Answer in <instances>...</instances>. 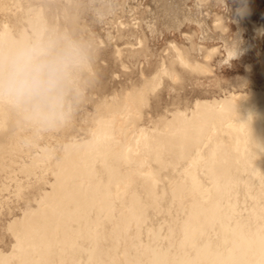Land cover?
Returning a JSON list of instances; mask_svg holds the SVG:
<instances>
[{"label": "bare ground", "instance_id": "obj_1", "mask_svg": "<svg viewBox=\"0 0 264 264\" xmlns=\"http://www.w3.org/2000/svg\"><path fill=\"white\" fill-rule=\"evenodd\" d=\"M78 2L0 0V52L42 39L73 52L71 62L86 53L92 64L83 61L81 75L95 80L78 109L83 96L69 64L63 115L49 124L0 99V170L24 177L13 178L15 194L34 192L6 207L0 264H264V59L261 84L249 82L245 93L171 102L158 112L152 99L167 80L186 69L211 75L217 47L192 45L185 33L186 51L168 42L153 71L146 56L126 71L117 51L118 77L129 85L107 94L93 64L112 34L105 49L86 52L74 37ZM257 25L264 32V19ZM237 45L225 47V61L248 53Z\"/></svg>", "mask_w": 264, "mask_h": 264}, {"label": "rangeland", "instance_id": "obj_2", "mask_svg": "<svg viewBox=\"0 0 264 264\" xmlns=\"http://www.w3.org/2000/svg\"><path fill=\"white\" fill-rule=\"evenodd\" d=\"M6 1L11 5V0ZM78 1L81 12L78 16L77 33L74 37L77 39L82 37L87 46L86 52H97L105 49L103 45L107 41H111L109 42V49L101 59L93 64L106 87L107 94L112 91H119L120 85L123 86L124 84L121 83L124 81L129 85L126 76L118 77V74H121V67L116 61H113L115 57L113 55H117V51L121 54L118 58L122 56L125 65L129 66L126 71L130 70L132 66L140 65L141 62L144 63L146 59L144 56L154 59H152L153 61L150 60L148 66V69L153 71L157 59L164 56V49L167 48L168 42H177L182 47L184 46V50L186 49L183 37L185 33L191 35L192 45L196 43V45L205 48L217 47V54L215 53L211 59L212 62L210 61L211 72L214 74L209 75L207 72H197V74L196 71L186 69L182 73L183 78L176 77L174 81L168 79L165 83L166 89L163 87L158 93V95L161 93L158 96L160 101H155L157 96L152 99L153 104L155 103L158 107V112L169 107L171 102L179 103L178 105L183 107L184 104H190L195 98L220 96L224 91L245 93L249 86L253 85L249 82L253 81L257 84L262 82L259 62L261 58L264 59V32L259 29L257 24L264 19V0ZM61 6L58 5L57 9L60 8L61 10ZM43 11L46 15L48 10L44 7ZM54 11L49 16L53 17L55 23L59 22L60 26H63L61 18H58L59 21L54 16ZM244 11L249 12L250 20L247 19L248 15L245 20L243 19ZM83 24L84 28L81 26ZM80 27H82V31H80ZM107 30L112 34L111 38L114 39V42L111 38L107 39ZM116 36L118 37L116 38ZM234 43H238L237 46L241 49L248 50V53L246 51L240 60L232 58L230 61H225L224 58L227 54L225 47L231 48ZM140 49L143 50L141 53L136 52ZM203 50L205 52L207 49L203 48ZM188 56L191 59L195 57L191 52ZM83 57L86 59L80 58L81 61L70 63L74 69L77 68L78 77L74 81L79 84L83 96L82 99L80 98V105L77 108H82L87 104L86 97L90 95V85L95 81L93 76L81 75L83 61L92 64V59L86 56V53L83 54ZM198 61L205 64L202 59H198ZM126 73L129 74V72ZM177 73L181 74V71L178 70ZM180 74L179 77H181ZM130 75L133 80H136L138 77L137 69ZM172 86L173 88H171ZM40 142H43V139H40ZM47 145L55 144L50 140ZM14 173L11 175L6 170H0V223L8 219L7 206L13 207L21 204L34 193L29 187H23L20 188L19 195L15 194L16 188L13 178L24 180V177L17 170ZM1 184L6 185L1 187ZM3 235V229H0V236L3 237ZM4 236L7 237V235ZM7 242L8 239L6 238L4 245H2L4 249L7 248Z\"/></svg>", "mask_w": 264, "mask_h": 264}, {"label": "clouds", "instance_id": "obj_3", "mask_svg": "<svg viewBox=\"0 0 264 264\" xmlns=\"http://www.w3.org/2000/svg\"><path fill=\"white\" fill-rule=\"evenodd\" d=\"M73 52L42 39L0 52V99L28 109L44 124L62 117L63 85Z\"/></svg>", "mask_w": 264, "mask_h": 264}]
</instances>
